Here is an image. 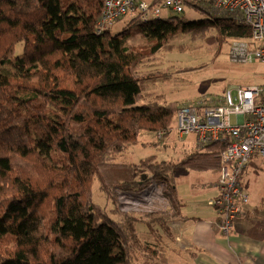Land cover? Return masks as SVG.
I'll return each mask as SVG.
<instances>
[{
    "label": "trees",
    "instance_id": "16d2710c",
    "mask_svg": "<svg viewBox=\"0 0 264 264\" xmlns=\"http://www.w3.org/2000/svg\"><path fill=\"white\" fill-rule=\"evenodd\" d=\"M103 3L0 0V264H132L139 254L152 258L162 239L154 227L168 235L170 215L121 213L117 194L155 180L171 196L174 165L153 155L136 164L117 158L140 132L167 136L184 105L147 97V83L167 76L143 73L140 66L171 48L179 34L215 30L219 43L251 36L247 25L196 6L207 16L149 22L132 17L116 34L109 27L98 32ZM136 32L144 43L127 45ZM226 145L216 141L194 149L175 165L218 171ZM137 169L149 176L138 177ZM95 180L112 208L93 201ZM137 223L149 228L155 248L140 241Z\"/></svg>",
    "mask_w": 264,
    "mask_h": 264
},
{
    "label": "rangeland",
    "instance_id": "374dc122",
    "mask_svg": "<svg viewBox=\"0 0 264 264\" xmlns=\"http://www.w3.org/2000/svg\"><path fill=\"white\" fill-rule=\"evenodd\" d=\"M211 15L222 16L213 12ZM206 16V13L194 10H186L184 13L186 20ZM127 24L128 18L123 17L108 29L111 34H116ZM215 34V30H210L204 35L179 34L169 42L171 48L161 49L146 59L140 66L141 72L161 73L167 76V79L153 77L154 80L146 85V96L153 98L161 95L162 99L176 101L179 105H188L202 99L213 100L211 103L214 104L220 102L227 91H231L232 100L235 102L237 99L236 86L260 84L264 78L263 64L258 62L242 63L229 56L230 43L243 39L230 38L219 43ZM126 43L138 46L144 41L141 35L136 32L127 38ZM254 45H259V42H255ZM20 48L18 45L17 52L20 51ZM231 121H235L234 116L231 117ZM175 123L174 120L169 134L165 137L159 138L156 133L140 132L136 144L129 146L117 158L118 161L136 164L141 159L153 155L157 160H165L174 165L172 168L174 189L171 196L165 194L166 204L161 207L155 209L151 206L137 205L135 208L124 211L120 208L121 200L117 194L118 210L121 213L146 215L167 211L171 218L168 236L157 226L154 227L156 231L159 230L162 237L161 248H156V254L149 260L145 259V255L139 254L132 264H193V252L190 251L191 249H185L189 246L184 245L183 229L175 221L179 216V209L182 207L184 212H194L201 219L214 215V209L208 205V200L213 196L214 182L219 176L220 170H196L175 165L186 153L200 148L197 136L194 133L180 134ZM136 173L138 177L148 175V172L141 169H137ZM244 173L246 174L243 175L245 187L249 188L251 195H256V209H254L253 202H250V209L246 207V209L248 208L247 213L252 216L250 222L257 228L256 233L264 236V168L258 162L250 161ZM92 199L105 209L113 207L112 202L99 189L96 180L92 185ZM147 229L149 228L147 227ZM147 229L141 223H137L135 226L140 241L155 246V243H152L151 237L153 236ZM257 236L256 234L255 237ZM193 249L198 251L200 248ZM257 251L259 250L245 251V255L236 254L238 260L233 256L235 253L229 251V258L232 260V264H246L248 257L255 259L251 253ZM219 253L226 254L228 257V251H224L223 248ZM225 262L226 260H223L220 263L225 264Z\"/></svg>",
    "mask_w": 264,
    "mask_h": 264
},
{
    "label": "built area",
    "instance_id": "2783aa9c",
    "mask_svg": "<svg viewBox=\"0 0 264 264\" xmlns=\"http://www.w3.org/2000/svg\"><path fill=\"white\" fill-rule=\"evenodd\" d=\"M194 6L247 25L250 38L232 41L229 56L238 62L264 65V0H104L97 31L123 17L149 22L182 15L186 10H194ZM255 42L259 45L255 46ZM235 92V102L231 91H227L220 102L197 100L181 107L175 117L178 132L194 133L198 147L227 142L219 156L216 192L208 200L218 215V229L224 236L231 233L235 220L245 214L250 201L242 184L244 169L252 159L259 160L264 167V78L260 84L236 86ZM164 189L162 183L151 180L137 191L119 192L120 208L126 211L137 205L161 207L166 204Z\"/></svg>",
    "mask_w": 264,
    "mask_h": 264
},
{
    "label": "crops",
    "instance_id": "0c3cea01",
    "mask_svg": "<svg viewBox=\"0 0 264 264\" xmlns=\"http://www.w3.org/2000/svg\"><path fill=\"white\" fill-rule=\"evenodd\" d=\"M251 161H256L260 164V161L257 159H252ZM245 173L244 176L246 175ZM246 188L248 189V192L250 194L249 203L253 202L254 209H256V195H251L249 188ZM215 192L216 189L214 182V191L212 195H214ZM250 205L251 204H248L247 206L249 207V209L251 207ZM247 209L245 210V214L243 216L235 220L231 230L232 235L224 236L218 229L219 219L215 211H213L214 215H210L208 217H205L204 219H201L194 212H184L182 207H180L178 214L179 216H177L175 221L179 223L180 228L183 229L182 235L184 239V245L189 246L185 247V249H191L190 251L193 252V264H221L223 260H226L225 264H232V260L229 258V251L234 252L235 254H233V256L236 258V260H238L236 254L245 255V251L249 252L250 250L259 251L252 252L251 254L255 257V259L248 257L246 264H264V236L256 233L257 228L254 227L250 222L252 216H249V214L247 213ZM144 227L147 229L146 225H144ZM246 229L249 230V233H247L248 230ZM157 233L160 235L159 230H157ZM256 234L258 235L257 237H255ZM165 235L168 236L167 234ZM151 238L152 243H156L155 238ZM193 248L200 249L196 251ZM221 248H223L224 251H228V257L226 256V254L219 253Z\"/></svg>",
    "mask_w": 264,
    "mask_h": 264
}]
</instances>
